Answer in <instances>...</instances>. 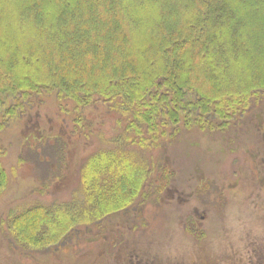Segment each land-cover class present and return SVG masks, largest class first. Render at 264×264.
<instances>
[{
  "label": "trees",
  "instance_id": "obj_1",
  "mask_svg": "<svg viewBox=\"0 0 264 264\" xmlns=\"http://www.w3.org/2000/svg\"><path fill=\"white\" fill-rule=\"evenodd\" d=\"M233 61L229 83L219 70ZM42 94L74 110L102 102L124 132L83 165L81 207L30 208L21 242L58 241L132 203L152 172L148 152L182 126H227L262 101L264 0H0V121ZM5 173L0 159V193Z\"/></svg>",
  "mask_w": 264,
  "mask_h": 264
},
{
  "label": "rangeland",
  "instance_id": "obj_2",
  "mask_svg": "<svg viewBox=\"0 0 264 264\" xmlns=\"http://www.w3.org/2000/svg\"><path fill=\"white\" fill-rule=\"evenodd\" d=\"M21 59L17 63L26 61L28 73L37 69L36 59ZM235 62L226 72L219 70L229 83ZM205 88L216 90L210 84ZM33 99L25 115L0 121V159L6 171L0 193V264H112L123 260L119 254L125 250L150 262L157 257L192 264L198 247L203 259L214 263L248 264L253 253L264 262V99L227 126H218L220 119L211 129L182 126L146 154L152 172L136 200L121 207L116 203L118 208L96 223L78 226L55 243L40 237L21 242L17 223L26 220L18 219L35 207H81L83 165L97 150L113 148L124 130L102 102L80 110L69 103L62 110L55 94ZM81 116L85 132L78 129ZM160 165L166 167L161 171ZM137 209L143 210V220L135 224ZM195 210L207 214L202 228L208 237L202 244H195L196 235L186 226ZM105 249L108 254L102 255Z\"/></svg>",
  "mask_w": 264,
  "mask_h": 264
},
{
  "label": "flooded vegetation",
  "instance_id": "obj_3",
  "mask_svg": "<svg viewBox=\"0 0 264 264\" xmlns=\"http://www.w3.org/2000/svg\"><path fill=\"white\" fill-rule=\"evenodd\" d=\"M218 126H219V122H218ZM217 191H218V195H219V186L217 188ZM218 202H219V199H218ZM124 212L128 213V215H130L129 214V209L125 210ZM142 213H143L142 209H137L136 216L134 218H132V219H134L135 224L137 222L139 223V222H141V220H143ZM198 216L201 218V220H197ZM206 217H207L206 212H203V214H201L199 212V210H195L194 211V215H193V220L189 221L186 224V226L190 229L189 232H191V230L193 229L192 233L194 235H196L195 237H193V239L195 240V244H198V242H200V244H202L204 239H206L208 237L207 232L203 231V228H202L203 227L202 226L203 225V221L206 220ZM203 233L206 234V235H204ZM110 244L112 245V242H110ZM102 253H103L102 255H104V253L108 254L106 249L104 251H102ZM119 255H124L123 260L121 261V259H120L121 262H118V263L114 262L112 264H171L172 263V262H162L157 257H154L153 259H151L152 262L146 261L144 258L140 257L139 254L133 253V252H129V251H126V250L123 251V252H120ZM194 255H195V259L192 262V264H212V263L213 264H219V263H214L210 259L209 260L208 259H203V257H202L203 253H202V249L200 247H198V251L195 252ZM179 264H185V263L182 262V263H179ZM248 264H264V262L260 261L256 257V253H253V258L251 259V263L249 262Z\"/></svg>",
  "mask_w": 264,
  "mask_h": 264
}]
</instances>
